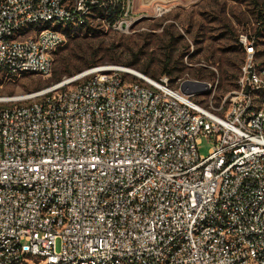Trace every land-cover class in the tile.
Masks as SVG:
<instances>
[{
	"label": "built area",
	"instance_id": "2783aa9c",
	"mask_svg": "<svg viewBox=\"0 0 264 264\" xmlns=\"http://www.w3.org/2000/svg\"><path fill=\"white\" fill-rule=\"evenodd\" d=\"M139 19L133 0H0V69L50 75L69 29ZM259 27L239 35L237 89L218 106L217 83L117 65L0 106V264H264Z\"/></svg>",
	"mask_w": 264,
	"mask_h": 264
},
{
	"label": "rangeland",
	"instance_id": "374dc122",
	"mask_svg": "<svg viewBox=\"0 0 264 264\" xmlns=\"http://www.w3.org/2000/svg\"><path fill=\"white\" fill-rule=\"evenodd\" d=\"M169 2L177 4L170 15L154 17L153 5L162 4L164 11L171 6ZM140 6L135 1L134 11L140 19L129 32L99 26L91 31L69 29L72 35L57 51L50 75L11 77L0 70V106L104 65L131 68L156 79L167 75L173 85L178 78L217 83L213 98L216 106L237 89L245 61L239 35L260 31L259 15L260 11L264 14V0H141ZM129 63H134V67L126 65ZM211 96L196 99L207 104ZM212 146V141L204 137L200 154L208 156Z\"/></svg>",
	"mask_w": 264,
	"mask_h": 264
},
{
	"label": "trees",
	"instance_id": "16d2710c",
	"mask_svg": "<svg viewBox=\"0 0 264 264\" xmlns=\"http://www.w3.org/2000/svg\"><path fill=\"white\" fill-rule=\"evenodd\" d=\"M109 7H108V10H106L108 13H111V16H110V18H112V17H114V16H117L118 14H119V12H120V6H117L116 7V9L115 10H109L110 9V5H108ZM259 18H260V20H259V22H262V23H264L263 22V20H264V14H263V11H260V15H259ZM90 31L92 30L91 28H88ZM69 31V30H68ZM169 63V62H168ZM93 65H95V64H90V66H93ZM127 66H129V67H134V63H129V64H126ZM168 65V64H167ZM1 70V69H0ZM2 71H4V70H2ZM5 72V71H4ZM6 73V72H5ZM144 73H148V71L147 70H144ZM165 73H170V71H168V70H165ZM26 75H28V74H26ZM170 77V76H169ZM171 78V77H170ZM58 80H60V77H58L57 78Z\"/></svg>",
	"mask_w": 264,
	"mask_h": 264
},
{
	"label": "crops",
	"instance_id": "0c3cea01",
	"mask_svg": "<svg viewBox=\"0 0 264 264\" xmlns=\"http://www.w3.org/2000/svg\"><path fill=\"white\" fill-rule=\"evenodd\" d=\"M135 1L137 2V5L140 6V1H141V0H133L134 5H135ZM146 1H149V0H146ZM169 3H170V2H169ZM155 4H156V3H155ZM155 4H154V5H155ZM154 5H153V7H154ZM170 5H171L172 8H175L177 4L171 2ZM139 9H141V6L139 7Z\"/></svg>",
	"mask_w": 264,
	"mask_h": 264
},
{
	"label": "bare ground",
	"instance_id": "6f19581e",
	"mask_svg": "<svg viewBox=\"0 0 264 264\" xmlns=\"http://www.w3.org/2000/svg\"><path fill=\"white\" fill-rule=\"evenodd\" d=\"M126 69H127V71L132 72V73L142 74V73H140L139 71L134 70V69H131V68H127V67H126ZM142 75H145V74H142Z\"/></svg>",
	"mask_w": 264,
	"mask_h": 264
},
{
	"label": "water",
	"instance_id": "95a60500",
	"mask_svg": "<svg viewBox=\"0 0 264 264\" xmlns=\"http://www.w3.org/2000/svg\"><path fill=\"white\" fill-rule=\"evenodd\" d=\"M201 84H204V82H200Z\"/></svg>",
	"mask_w": 264,
	"mask_h": 264
}]
</instances>
